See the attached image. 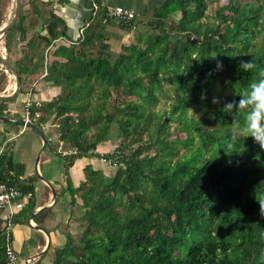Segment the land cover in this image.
<instances>
[{
    "label": "trees",
    "instance_id": "trees-1",
    "mask_svg": "<svg viewBox=\"0 0 264 264\" xmlns=\"http://www.w3.org/2000/svg\"><path fill=\"white\" fill-rule=\"evenodd\" d=\"M163 1L126 21L101 9L88 29L92 34L58 47L68 27L52 2L45 4L43 34H30L21 13L3 38L6 54L12 52L11 32L23 45L15 63L20 95L33 75L44 74L46 54L55 48L44 79L60 94L43 104L36 126L43 131L44 124H60L61 142L77 151L64 162L71 213L82 229L78 236L67 234L55 264H264V148L240 138L228 154L233 118L220 110L264 70V0ZM105 23L146 31L113 60ZM241 59L257 67L241 71ZM7 82L0 71L1 88ZM167 82L175 87L171 111L162 108ZM213 97L221 104H213ZM14 101H0V117L12 113ZM243 115L237 117L241 123ZM112 140L129 156L112 176L87 166L86 181L75 188L70 167L97 157ZM25 173L13 152L0 155V182L33 194L35 178L24 183ZM6 262L2 234L0 264Z\"/></svg>",
    "mask_w": 264,
    "mask_h": 264
},
{
    "label": "crops",
    "instance_id": "crops-1",
    "mask_svg": "<svg viewBox=\"0 0 264 264\" xmlns=\"http://www.w3.org/2000/svg\"><path fill=\"white\" fill-rule=\"evenodd\" d=\"M52 2H54L53 8L56 14L65 20L68 27L67 37L58 39L55 46H70L78 44L80 40L85 38L87 33L89 35L92 34V31H88V29L98 16L95 17L93 15L90 4L84 0H66L62 3H59L60 0H21V13L25 17L24 25L28 28V31L31 34H43L45 16L48 14L49 10L48 5L45 4L51 5ZM102 2L110 8L124 7L134 11L136 15L144 16L149 8L160 7L164 1L102 0ZM15 6L16 0H0V29L7 26L12 21V14L14 13ZM104 30L106 43L110 46L111 53H113V60H116L122 52L123 47L131 43L130 39L133 32L123 31L112 23H105ZM16 34L17 36L14 39L13 36L11 38V43L14 42V44H12V52L7 54V58L10 62L7 61L6 56L4 57L5 61L14 67L15 63L22 60L24 55L21 51L23 45H18L19 35L18 33ZM5 44V39L0 42V52L2 55L4 54L3 51H1V48L5 51ZM54 49L55 48L47 52V58L49 57L51 61L55 59V57H53ZM48 62L49 60L46 62L44 74L33 75L30 79L31 82L29 81L26 83V87L24 88L25 94L20 95L19 93L14 99H12L15 100L13 103L9 104V109L12 113L6 114V116L2 117H8L15 122L23 120L24 103L30 89L33 91V97L42 101L43 104L52 101L60 94V88L44 79L48 74ZM0 71L5 72L8 76V82L5 86L1 88L2 85H0V96L11 95L15 91V79L1 66ZM50 126L51 125L43 127L42 131L48 142L47 149L42 152L43 140L32 130L35 135L34 144L38 143V145L31 146L28 150V155L25 156L33 158V162L39 157V162L37 161L35 165L36 173L48 181L46 182L41 180L34 173L30 159H26V162H20L15 158L14 152L18 145L17 142H15L16 137L19 134L24 135L29 128L25 129L22 125L20 126L16 123L12 124L0 121V155L6 150H10L14 153L16 162L25 164L26 173L21 179L22 182L25 183L28 180L35 178V192L33 193L32 203L17 212V223L13 230V247L19 256L20 264H26L27 260L35 256L40 257L33 260L30 264H34L38 260H41L45 264H51L54 256H56V249L62 248L67 244V232L72 233L75 226L79 225L71 213L73 208L70 205V193L66 190L67 176L65 172L64 158L56 154L58 143L61 141L60 130L56 127ZM14 130L17 132L15 135H13ZM115 142L117 143V140H112L109 143L102 145L99 150L105 152L111 151L117 145H112ZM89 165L95 170L103 171L107 176H111L108 172L113 171L114 173L113 169L100 163L96 157L91 159H78L69 169V175L75 188H78L86 181L85 168ZM54 192L56 193V198L53 196ZM65 204L70 205V210L67 214L59 211V206H64ZM30 206L34 207L33 213L35 214L31 223L30 219L33 213H30ZM5 225V214L0 213V236L4 233ZM49 242L50 247H48ZM44 251L45 253L41 255Z\"/></svg>",
    "mask_w": 264,
    "mask_h": 264
},
{
    "label": "built area",
    "instance_id": "built-area-1",
    "mask_svg": "<svg viewBox=\"0 0 264 264\" xmlns=\"http://www.w3.org/2000/svg\"><path fill=\"white\" fill-rule=\"evenodd\" d=\"M90 4L93 15L97 17L101 9H105L106 15L110 18L118 21H126L135 18L134 11L124 7L110 8L106 4H100L97 0H84ZM5 52V51H4ZM5 57V54L3 55ZM43 108V102L33 97V91L30 89L27 93V97L24 103V117L23 127L26 129L29 125H36L41 119L42 113L40 110ZM38 111L33 113V111ZM49 124H44L43 127H47ZM60 124L50 126L60 128ZM56 154L62 158H66L71 155H76L75 149H67L63 142L59 141L56 149ZM97 159L103 165L111 168H117L124 158L129 156V150L115 147L111 151H97ZM33 199L32 193H24L15 186L9 185L7 182H0V212L5 214L6 225L4 228V235L6 236V264H20L19 256L16 253L12 237L13 230L16 226L15 216L18 211H21L27 206Z\"/></svg>",
    "mask_w": 264,
    "mask_h": 264
},
{
    "label": "clouds",
    "instance_id": "clouds-1",
    "mask_svg": "<svg viewBox=\"0 0 264 264\" xmlns=\"http://www.w3.org/2000/svg\"><path fill=\"white\" fill-rule=\"evenodd\" d=\"M256 67L252 60L244 59H241L238 65L241 71H252ZM222 69L223 63L218 61L217 71ZM238 96V100L224 101L220 109L233 118L230 142L225 150L228 154L233 148V143L240 138H253L261 148H264V70L257 73V78L249 84L247 92ZM212 103L219 105L221 99L213 97ZM241 113L244 114L242 123L237 119ZM259 204L260 214L264 216V201H259Z\"/></svg>",
    "mask_w": 264,
    "mask_h": 264
},
{
    "label": "rangeland",
    "instance_id": "rangeland-1",
    "mask_svg": "<svg viewBox=\"0 0 264 264\" xmlns=\"http://www.w3.org/2000/svg\"><path fill=\"white\" fill-rule=\"evenodd\" d=\"M224 2L225 1H227V0H223ZM211 8H213V7H211ZM13 10H14V8H13ZM210 13H213V11H211ZM13 15H14V13L12 14V18H13ZM146 31V29L145 28H141V27H138L137 29H135L134 31H133V34H132V37H131V39H130V42H132L133 40L135 41V39H136V37L139 35V34H141L142 32H145ZM16 33H18V32H16V31H13V32H11V34H10V42H11V38H12V36H13V39L17 36V34ZM30 33V32H29ZM31 34V33H30ZM19 35V34H18ZM16 43V42H15ZM11 44H14V42H12ZM120 51V50H119ZM115 54H117V53H115ZM5 56H6V58H7V54H5ZM46 56H47V54H46ZM117 56V55H116ZM49 60V57L47 58L46 57V61H48ZM8 61V60H7ZM8 62H10V61H8ZM49 63V62H48ZM34 80H39V79H34ZM31 82V81H30ZM165 90H166V92H165V96L161 99L162 100V102H165V105L164 106H162V108H165L166 110H168V111H171L172 109H171V105H170V103L172 102V100L174 99L173 97H174V94H175V87L174 86H172L169 82H167L166 84H165ZM110 101H108V103H109ZM202 112V111H201ZM190 113H192V112H190ZM199 114V113H198ZM191 115V114H190ZM200 115V114H199ZM199 115H197V116H199ZM180 125H173L172 126V129H171V131H170V133H171V136H172V140L173 139H175L177 136L174 134V130L175 129H177L178 127H179ZM15 134H17V132L14 130V133H13V135H15ZM179 137L181 138V139H185L186 138V134L185 133H181L180 135H179ZM15 142H17V148H16V151L14 152L15 153V158H16V160L17 161H20V162H26L27 160L26 159H30V161H31V164H32V169H34L33 171H34V173L37 175V173H36V167H35V165H36V162H37V158L35 159V161L33 162V158H29V157H25V156H27L28 155V150L30 149V147L31 146H33V145H35V146H37L38 145V143L37 144H34L35 143V135H34V133L32 132V130H30V129H28L27 130V132L24 134V135H22V134H19L17 137H16V140H15ZM32 143V144H31ZM115 144H117L118 145V142L116 143H113L112 145H115ZM115 147H117V146H115ZM114 147V148H115ZM98 151H100V150H98ZM110 169H113V168H111L110 167ZM108 174L109 175H113V171H111V172H108ZM38 176V175H37ZM59 211H62V212H64V213H68L69 212V210H70V205H67V204H65L64 206H59ZM75 209H77L78 211L80 210L79 208H75ZM78 213V212H77ZM79 224V223H78ZM80 225V224H79ZM79 225H76L75 226V229H74V231L72 232V233H77V234H72V235H76V236H78V235H80L81 234V232H82V229L80 228V226ZM79 226V227H78ZM68 233H70V232H67V234ZM52 264V263H51Z\"/></svg>",
    "mask_w": 264,
    "mask_h": 264
},
{
    "label": "water",
    "instance_id": "water-1",
    "mask_svg": "<svg viewBox=\"0 0 264 264\" xmlns=\"http://www.w3.org/2000/svg\"><path fill=\"white\" fill-rule=\"evenodd\" d=\"M21 8H22L21 0H16V6H15L12 21L7 26L0 29V42L3 40V38L6 36V34H8L11 31V29L14 27V25L17 23L19 16L21 14ZM0 66L2 68H4L9 74H11L13 76V78L15 79V82H16L15 91L11 95L0 96V101H10V100L14 99L20 93L21 88H22L21 79H20V76H19L17 69L14 66H12L11 64H9L7 61H5V58L1 54V52H0ZM0 121L5 122V123H12V124L16 123L20 126L24 125L23 122H21V121L15 122V121L9 119L8 117H2L1 116ZM28 128L33 130L34 132H36L41 137V139L43 140L42 152L45 151L47 149L48 142H47L43 132L35 125H29ZM37 161L39 162V157H38ZM38 177L41 180L46 181L39 174H38ZM46 182H48V181H46ZM53 196H54V198H56L55 192L53 193ZM34 215L35 214L33 213L31 216V219H30V223L33 220ZM48 247H50V242L48 243ZM44 253H45V251L43 253H41V255H43ZM38 257H40V256H35V257L30 258L29 260L26 261V264H30L33 260L37 259ZM55 261H56V256H54L52 264H55Z\"/></svg>",
    "mask_w": 264,
    "mask_h": 264
},
{
    "label": "bare ground",
    "instance_id": "bare-ground-1",
    "mask_svg": "<svg viewBox=\"0 0 264 264\" xmlns=\"http://www.w3.org/2000/svg\"><path fill=\"white\" fill-rule=\"evenodd\" d=\"M1 51H3V54H5L4 50L1 48Z\"/></svg>",
    "mask_w": 264,
    "mask_h": 264
}]
</instances>
